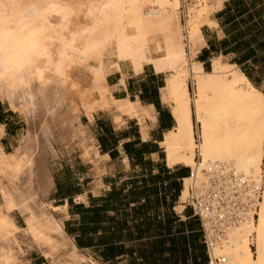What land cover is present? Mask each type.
I'll use <instances>...</instances> for the list:
<instances>
[{
    "label": "bare ground",
    "instance_id": "obj_1",
    "mask_svg": "<svg viewBox=\"0 0 264 264\" xmlns=\"http://www.w3.org/2000/svg\"><path fill=\"white\" fill-rule=\"evenodd\" d=\"M71 2L79 12L73 23L87 22V15L93 12L94 0ZM164 2L112 0L105 22L97 33L99 44L92 58L78 60L75 53L69 52L59 74L52 77L46 88L33 85L26 91L13 93L14 100L4 101L25 119L28 128L14 154L8 155L0 146V174L7 173L9 182H24L25 187L31 188L36 177L33 172L37 163L35 156L41 151L44 139L37 122L50 129H54L56 123L60 129H67L87 154L92 148L89 146L92 139L87 137L89 134L80 124L81 113L90 121L98 109H111L112 105L123 102L110 99L106 85L108 74L118 71L121 64L128 65L135 73H140L145 65H151L157 73L167 75L164 101L172 106L177 121L176 130L167 134L162 144L167 164L191 167L200 173L210 162L230 163L245 177L260 180L262 200L258 218L230 229L228 241L217 252L225 257L222 264H264V92L256 89L237 65L224 62L222 56L212 60L208 72L196 62L197 52L204 45L201 28L205 24L218 26L209 18L206 0H199L202 12L192 9L194 13L185 28L186 42L178 14L173 8L169 12L163 9L161 4ZM190 81L194 85L193 96L189 91ZM194 121L198 125V142ZM36 149L39 152L36 153ZM197 149L199 162L196 160ZM44 183L48 188L49 184ZM189 183L187 178L176 208L179 212L184 210ZM11 195L10 188H0V200L9 210L17 208ZM32 205L35 206L34 198L24 200L23 208L29 223L36 220ZM60 208L67 207L55 209ZM43 228L64 235L62 226L52 218L46 220ZM35 229L30 225L31 233ZM19 230L13 219L0 216V264L20 263L18 253L15 254L10 246L11 231ZM46 256L52 264L88 263L86 258L78 255L68 260L57 249Z\"/></svg>",
    "mask_w": 264,
    "mask_h": 264
},
{
    "label": "crops",
    "instance_id": "obj_2",
    "mask_svg": "<svg viewBox=\"0 0 264 264\" xmlns=\"http://www.w3.org/2000/svg\"><path fill=\"white\" fill-rule=\"evenodd\" d=\"M216 14L212 19L218 24L217 27H202L204 45L199 48L196 58V62L207 72L211 70L212 60L218 56H222L224 62L233 64L231 55L224 56L218 52L220 46L217 43L226 38V34ZM248 79L256 89L264 92V73L253 72ZM166 82L167 75L157 73L151 65H145L140 73L133 72L126 64H121L118 71H111L106 79L110 99L118 103L126 101V105L122 102L120 106L112 105L111 109H98L93 112L90 121L89 117L81 113L80 124L86 134H89L87 137L92 139L89 143L92 149L87 154L84 153L79 140L72 138V134L62 137L56 130L43 132L46 136L43 140L46 141L48 150L42 152L45 142L43 141L41 151L35 156L38 166L36 163L35 171L33 169L36 177L31 188L22 187V190L29 194L18 199L20 203L25 199L34 198L39 207L66 206L65 213L57 212L58 218L63 222L64 232L73 238L78 250L85 251V255L96 256L102 264H129L130 257L125 253L118 256L114 262H104L103 258L97 256L95 246L84 239H80L82 246H92L80 248L76 234L79 225L75 224L80 216L75 214L70 203L82 204L88 208L93 198H105L111 192H120L124 201L130 200L133 195L137 196V190L142 189L143 178L148 179L150 174L156 175L159 172L164 175L166 169L184 181L189 178V167H170L167 164L166 152L162 147L166 135L177 127L172 106L164 101ZM191 90L189 86V91ZM26 125L20 114L13 111L4 101H0V134H4L0 137V145L8 155L14 154L22 144ZM194 126L198 133V125ZM45 181L49 184V189L45 188ZM147 187L148 191H151L150 182H147ZM150 198L148 200L152 201ZM132 201L136 203H131L130 207H137V197ZM179 201L174 210L185 221V206L182 212L176 209ZM13 217L19 227L25 226L24 218L18 212L14 213ZM34 244L30 247L21 238L23 249L19 254V264H52L45 257L43 249ZM124 245L129 247V243Z\"/></svg>",
    "mask_w": 264,
    "mask_h": 264
},
{
    "label": "trees",
    "instance_id": "obj_3",
    "mask_svg": "<svg viewBox=\"0 0 264 264\" xmlns=\"http://www.w3.org/2000/svg\"><path fill=\"white\" fill-rule=\"evenodd\" d=\"M215 16L226 34L217 43L218 52L231 55L232 63L247 78L253 72L263 74L264 0H228ZM142 181L137 196L127 201L120 197L122 193L111 192L108 197L93 198L88 208L70 203L80 216L75 222L79 225L76 234L80 248L95 246L104 262H114L127 253L129 264H207L199 219L189 207L183 213L185 221L174 210L183 178L166 169L164 175L150 174ZM136 197L137 207H130ZM80 239L92 245L82 246ZM125 243H129L128 248Z\"/></svg>",
    "mask_w": 264,
    "mask_h": 264
},
{
    "label": "clouds",
    "instance_id": "obj_4",
    "mask_svg": "<svg viewBox=\"0 0 264 264\" xmlns=\"http://www.w3.org/2000/svg\"><path fill=\"white\" fill-rule=\"evenodd\" d=\"M111 6L94 0L87 22L75 25L79 12L71 0H0V101L33 85L46 88L69 52L92 58Z\"/></svg>",
    "mask_w": 264,
    "mask_h": 264
},
{
    "label": "built area",
    "instance_id": "obj_5",
    "mask_svg": "<svg viewBox=\"0 0 264 264\" xmlns=\"http://www.w3.org/2000/svg\"><path fill=\"white\" fill-rule=\"evenodd\" d=\"M198 153L197 149L199 162ZM189 179L185 208L199 219L207 264H222L225 257L217 250L228 241V231L258 218L262 184L258 178L238 173L232 164L218 161L200 173L190 167Z\"/></svg>",
    "mask_w": 264,
    "mask_h": 264
},
{
    "label": "rangeland",
    "instance_id": "obj_6",
    "mask_svg": "<svg viewBox=\"0 0 264 264\" xmlns=\"http://www.w3.org/2000/svg\"><path fill=\"white\" fill-rule=\"evenodd\" d=\"M227 1L228 0H206V7L210 12L209 18L211 21L216 23V21H214L212 19V16L215 13H218L219 11H221L224 8L225 2H227ZM196 4H198L199 6ZM161 5H162L163 9H165L166 11L169 12L173 8V10L178 14L179 22H180V26H181V31H182L181 34H182L183 39L185 38L183 41L186 42L185 40H186L187 33H186L185 28L187 27L186 24L188 23V20H190L189 17H191V14L194 13L195 10H196V12H202L201 11L202 7L200 6L199 0H176V1L175 0H165V2L162 3ZM194 7H196V8H194ZM192 9L194 10V12ZM189 13H190V15H189ZM209 25H210V27H212V26L215 27V25H212V24H209ZM209 25L207 24V26H209ZM201 31H202V28H201ZM201 35L203 37L202 32H201ZM203 40H204V37H203ZM197 54H198V52H197ZM196 58H197V55H196ZM226 63H228V62H226ZM191 82L192 81L189 82V86L192 89L190 93L193 96L194 85ZM194 124H196L195 121H194ZM54 125H56V126H54V129L53 128L50 129L47 125H44L43 123H39V122L36 123V126L40 127L42 133L45 131H50V130L54 131L56 129V131L59 132L62 137L65 135H67V136L70 135V132L67 129H60L59 127H57L58 126L57 123ZM41 126H43V127H41ZM27 128H28V126L26 125L25 126V132H26ZM58 129H60V130L58 131ZM194 129H195V126H194ZM25 132H24V134H25ZM195 134H196V141L198 142L199 138H198V133H196V131H195ZM1 136H2V134H0V137ZM43 137L45 139L46 136L43 135ZM23 138H24V135L22 137V141H23ZM43 141H45V140H43ZM90 149H92V148H90ZM90 149H89V151H90ZM42 150H43L42 152H47V150H48V147L46 145V141L44 142ZM35 152L37 153V152H39V150L36 149ZM9 176L10 175L7 173L3 174V175H2V173L0 174V186H1L0 188H6L7 187V188L11 189V192H12L11 197L14 200V202L16 203L17 208H14L13 210H9V209L5 208L4 202H2L0 200V216L11 218L14 220L13 214L18 212L24 218L25 226L24 227L18 226L20 229L19 231H11V236H12V239H11L12 242H10V246L12 247L11 250H13V252L15 254L18 253L17 254L18 257H19V254L22 253L21 251L23 248L21 245V238H23V241L26 244L28 243V245L30 247H32L33 245H35L34 243H36L38 245V246L36 245L37 247L43 249L45 256L47 253L54 252V251L56 252V249H57L58 252L68 260H73V258L76 255H78V256H82L88 260V263H85V264H102L100 261H98L96 259V256H93L92 254H90L93 257L92 258L89 255H85V253H86L85 251L78 250L77 246L74 244V240L71 237H69L65 232H64V235H58V234H54L52 232H49L43 228V224L46 222V220H48L50 218L54 219L63 228V225H62L63 222L58 218V214L61 213L60 211H63L65 213L67 208L66 209H61V208L55 209L56 207H53L52 205H47V206L40 205V207H39L37 205V203L35 202V206L32 205V209H33L34 216H35L36 220L33 221L32 223H29L28 217L26 216L24 208H23L24 201L20 203L19 202L20 200H18L20 198L22 199V197H24V195H28L29 193L22 190L23 189L22 187H25V186H23L24 182H19V183L9 182L10 181ZM15 199L17 201H15ZM57 212H59V213H57ZM30 225H32L33 227L36 228L32 233H34V234L37 233L36 235L37 236L39 235L38 237H36V235L31 233ZM51 243H52V245H51ZM1 246L2 245L0 243V247ZM51 246H53V247H51ZM46 258H47V256H46Z\"/></svg>",
    "mask_w": 264,
    "mask_h": 264
}]
</instances>
